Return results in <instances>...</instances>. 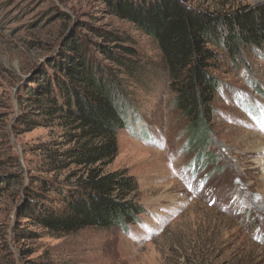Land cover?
Segmentation results:
<instances>
[{"label": "rangeland", "instance_id": "374dc122", "mask_svg": "<svg viewBox=\"0 0 264 264\" xmlns=\"http://www.w3.org/2000/svg\"><path fill=\"white\" fill-rule=\"evenodd\" d=\"M184 1L209 12L264 2ZM100 31L126 39L118 43L135 49L149 72L128 86L126 126L104 167L136 178L143 210L125 227L57 236L19 214L30 202L26 188L54 203L53 188L75 181L74 165H49L48 151L71 143L37 109L31 90L54 86L59 63L70 57L67 42L112 65L97 45L118 48ZM255 50L226 57L213 71L223 88L208 142L194 143L157 43L107 0H0V264H264V48Z\"/></svg>", "mask_w": 264, "mask_h": 264}, {"label": "trees", "instance_id": "16d2710c", "mask_svg": "<svg viewBox=\"0 0 264 264\" xmlns=\"http://www.w3.org/2000/svg\"><path fill=\"white\" fill-rule=\"evenodd\" d=\"M107 1L157 43L173 104L196 135L194 143L206 142L216 114L213 103L223 88L213 71L226 57L264 48V2L209 12L184 0ZM99 34L118 48L97 45L112 65L94 60L81 43L67 42L70 57L59 63L54 86L41 83L31 90L37 109L47 120H56L71 143L61 151H48L49 165L55 171L74 165L75 181L67 189L53 188L60 195L54 203L37 201L26 188L30 202L19 214L57 236L85 228L125 227L143 210L135 199L136 178L125 169L105 172L104 167L118 153L117 134L128 118V86L148 79L149 72L135 49L118 43L126 39L112 32ZM43 184V191L51 186L48 180Z\"/></svg>", "mask_w": 264, "mask_h": 264}, {"label": "bare ground", "instance_id": "6f19581e", "mask_svg": "<svg viewBox=\"0 0 264 264\" xmlns=\"http://www.w3.org/2000/svg\"><path fill=\"white\" fill-rule=\"evenodd\" d=\"M263 147H264V146H263ZM263 147H262V148H263ZM262 198H263V197H262Z\"/></svg>", "mask_w": 264, "mask_h": 264}]
</instances>
